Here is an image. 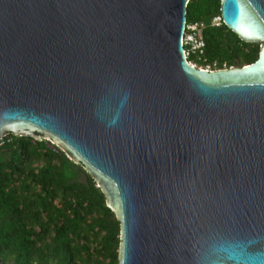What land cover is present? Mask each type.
I'll use <instances>...</instances> for the list:
<instances>
[{"label": "water", "instance_id": "95a60500", "mask_svg": "<svg viewBox=\"0 0 264 264\" xmlns=\"http://www.w3.org/2000/svg\"><path fill=\"white\" fill-rule=\"evenodd\" d=\"M187 1L0 0V139L82 165L117 264H264V0H219L259 46L220 69L184 57Z\"/></svg>", "mask_w": 264, "mask_h": 264}, {"label": "trees", "instance_id": "16d2710c", "mask_svg": "<svg viewBox=\"0 0 264 264\" xmlns=\"http://www.w3.org/2000/svg\"><path fill=\"white\" fill-rule=\"evenodd\" d=\"M219 16V0H188L186 22H201V68L242 66L258 44H241ZM189 61L190 58L187 57ZM191 61V60H190ZM118 221L79 163L44 139H0V259L16 264H117Z\"/></svg>", "mask_w": 264, "mask_h": 264}, {"label": "built area", "instance_id": "2783aa9c", "mask_svg": "<svg viewBox=\"0 0 264 264\" xmlns=\"http://www.w3.org/2000/svg\"><path fill=\"white\" fill-rule=\"evenodd\" d=\"M220 21L219 16H215L212 18L213 24H218ZM202 28L203 24L201 22H186L183 29V35H182V47H183V53L184 57L187 60V57L190 58V60L187 62L194 67L201 68L200 66H197L194 59H199L202 56L203 53V40H202ZM203 69H209L208 67H205Z\"/></svg>", "mask_w": 264, "mask_h": 264}]
</instances>
